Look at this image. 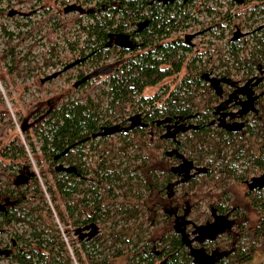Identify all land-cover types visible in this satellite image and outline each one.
I'll return each mask as SVG.
<instances>
[{
  "label": "trees",
  "instance_id": "1",
  "mask_svg": "<svg viewBox=\"0 0 264 264\" xmlns=\"http://www.w3.org/2000/svg\"><path fill=\"white\" fill-rule=\"evenodd\" d=\"M29 1L32 0H14L15 3ZM86 1H94V4L82 6ZM61 5L60 10L45 19L51 22V28L44 35L50 40V34L59 30L64 35L62 38L70 57L77 52L72 60L66 58L64 61L65 65L75 66V83L71 84L64 99L57 96L46 100L38 109L40 111L32 115L30 123L27 122L29 116L21 117L17 111L20 134L11 137L9 134L14 131V124L0 99V231H10L9 245L2 250L9 263L72 264L75 261L77 264H113L109 257L116 259L128 254L126 264H155L159 255L155 256L153 243L160 247V256L166 257L163 264H191L174 232L141 247L142 234L129 240L116 233L119 216L123 220L122 227L132 229L129 221L146 213L144 205L139 202L141 194L138 193L136 202L132 203L128 196L130 188L123 189L122 177L130 181L132 175L140 171H144L148 178L145 187L157 192L159 197L165 194L171 202L176 198V187L186 192L187 185L194 187L191 191L202 193L206 189L223 188L227 178L244 185L254 179L262 181L246 187V197L260 217L259 226L253 233L245 235V240L254 243L256 235L264 232V125L251 124L245 117L246 123L232 131L208 126L211 95L201 85L200 78L207 70V64L201 65L199 60L195 63V58L186 64L185 73L176 87L169 90L164 85L159 93L150 97L143 94L145 88L153 87L181 70L184 55L190 48L183 44L182 34L177 32L186 29L194 19L192 1L189 5V1L181 4L157 0H74ZM68 10L73 11L72 15L64 19L61 13ZM12 13L11 9L8 10L7 16ZM138 21L143 24L139 30L136 27ZM69 27L84 35L82 46L78 47L76 39L67 38ZM40 29L41 22H37L25 31L14 33L0 23V32L5 37L0 58L8 59L5 68L9 75L20 77L23 72L32 71L33 68L20 67V63L30 54L36 40L21 56L17 47L32 36L33 31ZM118 35L130 40L134 46L129 49L116 46L113 39ZM263 37L264 27L259 38L254 37L258 46L248 60L237 58L236 49L243 50V45L236 48V43H230L229 51L238 65L236 69L241 65L250 69L253 64L261 63ZM14 38L16 42L12 43ZM56 45L53 43L48 50L49 57L43 60L44 66L54 65L52 57H58ZM136 51L139 52L134 56L123 58L126 53ZM111 54L118 62L107 78L99 79L95 72L86 73L85 70L97 67ZM33 75L40 85L44 80H52L51 75ZM220 76L222 80L229 79L226 74ZM160 96L165 98L160 100ZM197 96L206 102L202 111L198 104H194ZM249 113L259 116L258 106ZM136 120L141 121L142 129L134 125ZM257 120L259 118L252 122ZM183 122H187L186 128L181 127ZM175 123L177 134L173 133ZM147 124L154 127V137L161 143L155 145L156 155L160 147L165 159L200 166V173L197 176L194 173L178 175L168 165L150 168L148 158L141 157L143 155L134 143L139 141L145 148L154 145L145 132ZM182 132L187 135L184 141L180 137ZM32 136H36L38 147ZM211 137H218L223 147L229 144L228 141L236 146L228 159L226 153L218 152L212 156L211 150L204 154L195 148L198 141L203 144ZM128 146L134 147V153L125 152ZM183 149L186 151L182 152ZM200 153L212 158L201 165L204 157H199ZM30 160H33L37 173ZM217 160L220 161L215 164ZM234 162H240V170ZM121 196L123 200L119 199ZM215 205L210 211L215 210L222 216L223 209ZM156 207L160 206L156 204ZM188 209H182V212ZM162 211L161 214L170 215L165 208ZM141 223L133 221L135 228ZM15 225L21 229H15ZM57 225L63 228L59 229ZM109 239L112 243H108ZM107 247L111 251L105 252ZM245 251L239 253L237 250L234 255L236 264H240L241 259L243 261Z\"/></svg>",
  "mask_w": 264,
  "mask_h": 264
},
{
  "label": "rangeland",
  "instance_id": "2",
  "mask_svg": "<svg viewBox=\"0 0 264 264\" xmlns=\"http://www.w3.org/2000/svg\"><path fill=\"white\" fill-rule=\"evenodd\" d=\"M74 0H32L29 2H19L15 3L14 0H0V23L5 24L9 30L16 33L17 31H25L31 25H36L37 22H41V29L33 31V35L28 37L26 41L17 47L19 51V56L27 52L28 45L36 40V45L30 51V54L26 57L24 61L20 63V67L33 68L32 71L23 72L22 76L17 77L14 75H9L5 68V64H8V59L2 60L0 58V99L3 100L5 105V110L8 112L9 116L12 118L14 124V131L9 134V137L13 134H20L19 126L17 123L18 116L15 115L17 111L20 112V116H29L27 122H32L34 113L39 112L40 108L43 107V103L46 100H51L57 96H61L63 99L66 96V92L70 90L72 83H75L76 79L74 74L76 73L75 66L65 65V59L75 57H70V51L66 47L62 36H64L59 30L54 31L50 34V40L46 39L44 33L48 32L51 28V22L45 21L48 15L56 13L58 9L62 6L61 3L64 2H73ZM80 2L82 0H79ZM216 2H218L216 0ZM82 6L88 7L94 4V1L86 3L82 2ZM222 5V4H221ZM214 8L218 13H208L205 11L206 7ZM227 6H219L217 3L214 4L212 0H208V3L205 4L203 0H194L191 13H193L192 23H189L186 29L180 30L177 34L185 37H189L188 40L183 41V44L190 48V51L185 53V60L183 62L181 70L172 75L169 78L164 79L159 84L148 87L144 89L143 94L145 97H150L153 94L159 93L162 89V86L167 85L168 89L171 90L176 87L179 83V80L185 73L186 64L192 61L195 58V63H198V60L201 65L207 64V70L205 72H210L213 76H220L223 74L228 75L232 79H238L242 76L256 74L257 68L260 65L261 69H264V55L260 59L261 63L253 64V66L248 69L246 66L241 65L239 69H236L238 65H235L237 62L235 57H232L230 53V43H236L240 48L243 45V50L236 49L237 58L239 60H248L252 50L256 49L257 42L254 37L259 38L261 34V29L264 27V0H247L246 4L237 5L231 4L229 8ZM12 10L13 13L7 16V11ZM7 10V11H6ZM45 10H48L46 13ZM73 11H65L61 13V16L65 19L72 15ZM28 18L31 20L28 22ZM240 32V35L235 37L232 41L230 38L232 33L235 30ZM67 38L69 40H77L78 47L82 46L84 40V35L81 32L74 31V27H69L66 32ZM264 40V37L262 38ZM5 37L0 32V53L4 48ZM16 42V38L12 40V43ZM53 43H56L58 57H52L54 65H43V60L49 57L48 50H50ZM126 53L123 58L127 59L134 54L138 53ZM114 54H111L108 59L103 63H100L95 68H90L85 70L88 75L90 73L97 74L99 79H105L109 74H111L114 68L117 65V60L114 57ZM221 57L223 62H221ZM199 65V64H198ZM63 68V69H62ZM264 71V70H263ZM39 73V75L46 76L51 75L52 80H44L43 84H39L33 78V74ZM54 74V75H53ZM264 89V81L262 82V87ZM165 96H160V100H163ZM260 105H257L259 108V116L247 113L246 120L251 124L264 125V117L262 113L264 112V95L260 98ZM194 104H198L197 107L202 111L204 109V99L200 96L195 98ZM104 106V101L102 103ZM4 112V111H1ZM261 115V116H260ZM259 120L252 122L253 119ZM171 126V125H170ZM170 128V127H169ZM215 129V128H214ZM170 130V129H169ZM147 128L145 132H148ZM264 134V129H262ZM181 135V136H180ZM179 136L183 139L186 138V132H182ZM175 137V135H173ZM147 137V135H146ZM149 138V135H148ZM32 140L36 147V136H32ZM135 148L138 147V152H141L143 156L148 158L150 168H159L160 165L175 164V159H165L161 154V148L158 147V155H156L155 145L161 144L155 138L152 140V144L145 148L141 145L139 141H134ZM226 147L222 146V143L219 142L218 137H211L209 141L203 142L201 144L199 141L195 145V148L200 152L207 154L208 150L212 151V156L219 153H226V159L229 158V154L232 152L233 147L230 141H228ZM226 143V144H227ZM223 148V151L220 150ZM220 150V151H219ZM27 156L30 158L29 151L26 147ZM186 149H183L182 152H185ZM126 153H134V147H127ZM203 153H200L198 156H203L204 159L201 162L206 163L212 157L210 155L204 156ZM214 158V157H213ZM33 170L37 173V168L34 166L33 160H30ZM220 160L215 161V164H218ZM137 159L134 161V165L137 164ZM167 162V164H166ZM118 161L115 162L117 165ZM238 170H240V162H234ZM200 167V166H199ZM145 170V169H144ZM137 175H132L133 178L130 181H127L125 177H122V182L124 184L123 189L130 188L128 193L129 198L132 199V203L136 202V195L141 194V199L139 202L142 203L145 207L146 213L139 215L136 219H131L128 223L132 229H126L122 227L123 220L119 216V219L116 223V233L123 235L129 240H134L137 234H142L141 246L145 243L152 241H159L161 238H165L166 235L173 232L172 225L170 222V215L165 216L162 209L165 208L166 212L171 214V211L175 209L178 214H181L184 205L189 206V211L187 218L194 222V224H202L205 220L210 218V209L215 207L217 204L223 209V213L229 219L232 220L233 226L230 235L236 232L239 241L242 242V248L244 250L251 251V259L248 262L249 264H264V236L263 232L256 235V241L252 243L251 240H245V235L253 233L254 229L259 226L260 217L256 214V211L251 206V203L246 197V186L243 183H237L231 181L227 178L225 186L223 188H217L213 191H208L206 189L202 193H195L193 190L194 187L185 186L188 191L184 192L180 187H176V198L171 202L166 198L165 194L158 196L157 192L152 189H147L148 178L146 177L144 171L135 173ZM216 175V174H215ZM137 176V177H135ZM49 179V175H47ZM249 182V181H248ZM190 189V191H189ZM123 190L121 189L120 192ZM123 196V195H122ZM122 196L119 198L120 200ZM47 201V199H46ZM158 204L160 207H156ZM155 206V208H154ZM223 206V207H222ZM161 208V209H160ZM154 220V223H153ZM210 220V219H209ZM135 224H138L142 221L140 227L135 228ZM108 223H106L107 225ZM60 229V225H57ZM63 228V227H61ZM15 229L20 230L19 225H15ZM9 234L10 231L6 229L0 231V264H10L3 249L9 245ZM63 239L65 240L68 250L71 253V248L68 245L65 233H61ZM225 237L220 238V242H225ZM108 243H112L109 239ZM77 244H75L76 246ZM131 246V244L129 245ZM160 247H155L154 250L158 251ZM242 249V250H243ZM132 250V248H130ZM111 251V248H105V252ZM128 254L120 256L116 259L109 257L108 260L113 264H126ZM155 264L159 263V259L154 261ZM72 264H77L75 261H72Z\"/></svg>",
  "mask_w": 264,
  "mask_h": 264
},
{
  "label": "flooded vegetation",
  "instance_id": "3",
  "mask_svg": "<svg viewBox=\"0 0 264 264\" xmlns=\"http://www.w3.org/2000/svg\"><path fill=\"white\" fill-rule=\"evenodd\" d=\"M157 1L160 3L179 2L181 4H186L189 1V5L191 4V1L192 4L194 2V0H157ZM203 1H205V4L208 3V0H203ZM217 1L218 2H216V0H212L214 4L217 3L219 6L222 5L227 6L226 8H229L231 4L242 5L247 3V0H217ZM206 9L205 11L208 13L209 12L218 13L215 11L214 8H210L207 6ZM142 26L143 24H140L138 21V24L136 25L138 30L141 29ZM238 35H240V32L236 29L232 33L230 41H232ZM181 37L184 39L183 41H186L189 38L188 36L185 38L183 36ZM132 46H134V43H132ZM258 70L256 74H252L249 76L248 75L242 76L238 79H232L231 77L228 76L229 79L222 81L220 80L221 76H216V75L213 76L209 71L205 72L200 76V78H202L201 85H204L206 87V91L211 95L210 98L211 110H210V119L208 120L207 123L208 126H211L216 129H222L226 132L227 130L232 131V129H237L239 127L241 128L242 124L246 123L245 117L247 113L252 111L253 107L257 108V105L261 104L260 98L264 95V89L261 88L262 82L264 80V71H263L264 69L263 68L261 69V67H259ZM140 122L141 121L136 120L134 125L141 127L142 124ZM186 125L187 122H183L181 127L186 128ZM172 127L176 128V130H173V133L177 134L176 132L178 129L177 123L173 124ZM148 129H149L148 131L149 139L154 140L155 139L153 134V132H155L154 127L148 125ZM183 163H184L183 161L181 163L177 160L174 165L168 164V167L171 171H174L175 174L178 175L179 174L184 175L186 173L191 175L194 173V175L197 176L198 173H200L199 171L201 170V168L194 167L195 165L192 166L190 163L187 165H183ZM259 182L262 181H258L257 179H254V180H250L249 182H246L245 185L246 187H248L247 184L251 183V186H253V185H257ZM185 208L188 209L189 206L184 205L183 210ZM182 214L183 212H181V214H178L177 211H173L170 214L169 218L172 225V230L178 236V239L182 244L187 257H189L191 264H225V262H227L228 264H236V259L234 258V255L236 254L237 250L239 251V253H241L243 248H242V242L239 241L237 238L239 234L237 235V233L235 232L233 236L230 235V232L233 230L232 229L233 222L231 219H229L225 214L224 215L221 214L222 216H219V214L215 210L210 211L211 214L209 218L210 220L209 219L205 220L202 224H198V225L211 224L214 221H219V226L216 232L212 233L210 236H207L205 238H200L199 235L194 232L197 224H194L193 221L187 218L188 211L181 225H176L175 221L177 217ZM175 229H177L179 233L180 231H183V233L186 236V239L184 241L181 240L180 234L174 231ZM263 236H264V232H263ZM221 237H225V239L223 238L225 242L223 243L220 242ZM152 247L155 248V245L153 243H152ZM154 254L155 256L159 255L158 264H163L165 262L166 257L162 255L160 256V250L158 251L155 250ZM251 256H252L251 251L247 252L246 250L245 255L243 256V261L241 259L240 264H249L248 262L250 261Z\"/></svg>",
  "mask_w": 264,
  "mask_h": 264
},
{
  "label": "water",
  "instance_id": "4",
  "mask_svg": "<svg viewBox=\"0 0 264 264\" xmlns=\"http://www.w3.org/2000/svg\"><path fill=\"white\" fill-rule=\"evenodd\" d=\"M113 43L116 46H119V47L124 48V49L132 48V42L130 40L126 39L122 35H118V36L114 37ZM220 80L222 81V79H220ZM247 186L251 187V183H248ZM186 214H187V211H183V214L179 215L177 217V219L175 221L176 225H181ZM218 226H219V221H214L211 224L197 225L195 227L194 232L197 233L200 238H205L207 236H210L212 233L216 232ZM174 231L176 233H179V231L177 229H175ZM179 234H180L181 240L184 241L186 239V236L183 233V231H180ZM194 252H196V251H194ZM200 254H201V252H200ZM206 262H207V259H206Z\"/></svg>",
  "mask_w": 264,
  "mask_h": 264
}]
</instances>
